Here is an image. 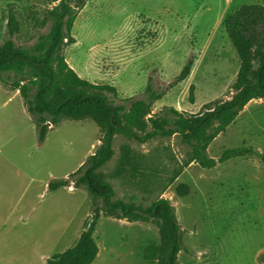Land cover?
I'll return each mask as SVG.
<instances>
[{
  "label": "rangeland",
  "instance_id": "rangeland-1",
  "mask_svg": "<svg viewBox=\"0 0 264 264\" xmlns=\"http://www.w3.org/2000/svg\"><path fill=\"white\" fill-rule=\"evenodd\" d=\"M59 3L0 0V45L10 38V10L21 25L12 38L16 46L31 50L45 41L52 29L46 17ZM263 3L87 0L73 29L76 43L66 46L63 55L82 78L115 86L117 104L145 99L151 79L155 89L165 91L193 60L189 78L171 87L153 109L154 114L166 107L201 113L235 95L240 60L224 27L228 15L245 4ZM100 139L93 120L65 119L40 142L20 91L6 77L0 80V264H47L79 242L94 214L90 193L68 187L51 191L49 185L78 171ZM233 148H252L256 154L213 169L193 163L171 183L191 151L180 136L141 144L118 135L115 156L100 171L116 190L114 200L144 207L161 198L171 201L182 228L179 264H264V98L247 105L208 155L219 159ZM125 150L141 172L132 180L114 175ZM181 186L190 189L185 197ZM95 239L101 250L93 264H158L152 249L161 243L157 221L103 212Z\"/></svg>",
  "mask_w": 264,
  "mask_h": 264
},
{
  "label": "trees",
  "instance_id": "trees-1",
  "mask_svg": "<svg viewBox=\"0 0 264 264\" xmlns=\"http://www.w3.org/2000/svg\"><path fill=\"white\" fill-rule=\"evenodd\" d=\"M50 1H60L46 17V22L52 23L51 32L44 38L45 41L31 50L18 47L13 41L21 25L15 12L10 10V38L0 45V80L4 81L6 77L14 89L20 91L36 123L40 142H45L49 132L65 119H91L100 128L101 143L78 171L49 185L51 191L64 187L87 189L95 209L91 222L85 223L79 242L65 252L54 255L47 264H93L100 254L95 232L103 212L130 221H157L161 243L152 249L154 253L157 252L158 264H179V254L184 249L182 228L171 201L161 198L151 206L144 207L135 202L114 200L116 190L108 181V176L100 170L114 158V141L118 135L141 144L158 137L180 136L191 151L184 168L171 183L193 163L204 169H213L231 159L256 154L252 148H233L215 159L209 157L208 149L236 122L249 103L264 98V3L245 4L229 14L224 23L240 60L232 99L211 103L203 112L196 114L168 107L154 114L155 102L161 100L171 87L189 78L193 60L188 61L175 82L165 91L155 89L151 79L145 99L117 104L113 100L118 98L115 86L95 84L82 78L63 55L66 46L76 43L73 29L87 0ZM194 90L193 86L192 103L195 100ZM129 153L128 150L123 152L114 172L116 177L131 176L129 178L132 180L134 174L141 173L138 163ZM261 160L264 163V154ZM189 192L188 186L179 187L181 196L185 197Z\"/></svg>",
  "mask_w": 264,
  "mask_h": 264
},
{
  "label": "crops",
  "instance_id": "crops-1",
  "mask_svg": "<svg viewBox=\"0 0 264 264\" xmlns=\"http://www.w3.org/2000/svg\"><path fill=\"white\" fill-rule=\"evenodd\" d=\"M64 188H67V187H64ZM68 188H70V189H74L75 187H68ZM101 250V249H100Z\"/></svg>",
  "mask_w": 264,
  "mask_h": 264
}]
</instances>
